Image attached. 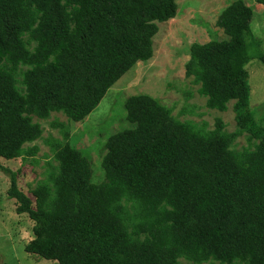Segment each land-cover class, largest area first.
I'll use <instances>...</instances> for the list:
<instances>
[{"label":"trees","instance_id":"16d2710c","mask_svg":"<svg viewBox=\"0 0 264 264\" xmlns=\"http://www.w3.org/2000/svg\"><path fill=\"white\" fill-rule=\"evenodd\" d=\"M264 5V0H255ZM175 0H0V157L32 158L41 126L56 165L26 194L10 177L17 214L33 222L24 250L57 264H264V127L250 107L246 65H264L253 10L233 0L215 25L226 39L192 43L185 77L206 107L236 129L181 121L146 94L127 97L131 127L111 134L93 182L89 158L70 141L80 122L128 70L153 55L158 24ZM246 136V146L233 148Z\"/></svg>","mask_w":264,"mask_h":264},{"label":"rangeland","instance_id":"374dc122","mask_svg":"<svg viewBox=\"0 0 264 264\" xmlns=\"http://www.w3.org/2000/svg\"><path fill=\"white\" fill-rule=\"evenodd\" d=\"M233 0H175L176 16L158 24V32L153 38V55L147 61H140L128 70L107 91L98 106L82 121L71 123V144L87 156L93 168V182L102 179L101 159L104 155L106 139L113 133L131 127L126 120L124 101L127 97L146 94L169 108L179 120H189L195 124L205 123L207 129L214 127L216 119L222 120L224 130L236 129L231 101L226 111L206 107V99L199 95L198 85L185 77L184 65L188 49L192 43H206L212 39L222 40L227 36L215 25L223 8ZM253 10L251 28L261 40L264 52V5L255 0H244ZM250 85V107L256 122L264 127V65L252 59L247 65ZM41 126V137L25 146L36 145L38 151L32 158L6 160L0 157V264H57L55 261L30 255L24 246L33 237V222L26 214H17L14 200L9 198L11 174L21 191H30L39 181L46 178L50 163L56 165L47 138L61 139L59 129L52 127L56 120L68 123L61 113H52L47 119L32 117ZM246 146V136L234 140L233 148L241 150ZM179 264H187L179 259ZM201 264H221L209 260ZM238 264V263H233Z\"/></svg>","mask_w":264,"mask_h":264}]
</instances>
